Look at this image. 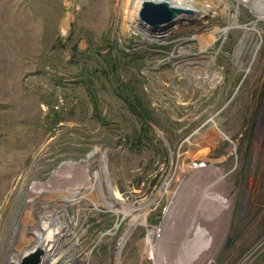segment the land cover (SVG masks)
<instances>
[{
    "label": "rangeland",
    "instance_id": "obj_1",
    "mask_svg": "<svg viewBox=\"0 0 264 264\" xmlns=\"http://www.w3.org/2000/svg\"><path fill=\"white\" fill-rule=\"evenodd\" d=\"M136 1L0 0V264H264V0Z\"/></svg>",
    "mask_w": 264,
    "mask_h": 264
},
{
    "label": "bare ground",
    "instance_id": "obj_2",
    "mask_svg": "<svg viewBox=\"0 0 264 264\" xmlns=\"http://www.w3.org/2000/svg\"><path fill=\"white\" fill-rule=\"evenodd\" d=\"M147 1L148 2H154V3L166 2L170 6H173L175 8L189 10V11L192 12V15H190V16H196V14L197 15L199 14V12H198V10H197V8H196L193 0H137L136 1V9H135V12L138 13L139 7L141 6L142 2H147ZM240 2L242 4H244V5H247L248 4L247 0H241ZM248 6H249V9H250L251 13L254 16H256L257 19L264 21V7H263L264 5H263V3L261 1L259 3H249ZM180 18H181V16L179 18H177V20L180 19ZM231 26L232 25H229L227 28H224L222 30V32H226L228 30V28L231 27ZM201 174L202 175L203 174H206L209 177H212V178L216 177L217 178V179H215V182L212 183V187H211L212 189H213V187H215L218 184H220L219 180L222 181V179H223V178H221V176L216 171H211V170L210 171H200V172H197V173H195L194 175L191 176V179H193L192 183H194L192 185H195V186L189 185V186L186 187V185H187V182H186V184L183 187V191L186 189L187 192H190L191 193L194 189L198 190L200 188V185L198 184L199 181H197V180H200L201 179ZM223 183L224 182L222 181V184ZM196 186H198L199 188H196ZM225 195H227V194L225 193ZM27 203H28V201H27ZM181 209L184 210L185 209V206L184 207L182 206ZM195 209H198V210L201 209L200 208V201H198ZM228 211L229 210L223 211V212H224V214H225V212L227 214ZM227 215L225 217H227ZM189 216H191V215H189ZM169 219L170 218L168 217L167 218V222H170ZM217 219H219V218H217ZM170 220H173L174 221V218H171ZM48 224H49V220L47 219V216L44 217V218H42L41 221H40V223H38V227H36L35 231L33 232V234L35 236V243H34L33 247L31 249H29L28 251H26L24 254L20 255V256L13 255L12 256V260H16V262H18L19 259L22 256L28 255L30 252H33L34 250H38V249L41 250L42 252L44 251V253H46L47 255H49L48 258L52 257L53 255H51V254L53 252L55 253V247H56L55 236L60 234V230L58 229V227H56L55 230L53 231L52 230V225H49L48 226ZM165 224H167V223H165ZM49 261H50V263H49ZM49 261L46 262V264H54L52 260H49Z\"/></svg>",
    "mask_w": 264,
    "mask_h": 264
},
{
    "label": "water",
    "instance_id": "obj_3",
    "mask_svg": "<svg viewBox=\"0 0 264 264\" xmlns=\"http://www.w3.org/2000/svg\"><path fill=\"white\" fill-rule=\"evenodd\" d=\"M190 15H192L191 11L175 8L166 2H142L139 10L140 22L152 31L163 30L176 23L178 17ZM42 256L43 252L41 250H34L28 255L22 256L17 264H41Z\"/></svg>",
    "mask_w": 264,
    "mask_h": 264
},
{
    "label": "built area",
    "instance_id": "obj_4",
    "mask_svg": "<svg viewBox=\"0 0 264 264\" xmlns=\"http://www.w3.org/2000/svg\"><path fill=\"white\" fill-rule=\"evenodd\" d=\"M141 7V6H140ZM139 10H140V8H139ZM138 13H139V11H138ZM138 13H137V16H138ZM137 23L139 24V26L140 27H145L144 29L146 30V31H152L150 28H148L147 26H145L142 22H140V19L138 18L137 19ZM58 227V226H57ZM60 230V229H59ZM61 231V230H60ZM61 236L63 237V234H61ZM61 237V238H62ZM60 245V244H59ZM58 251H59V246L56 248V252H55V254L52 256V257H50V258H48V255L46 254V253H44V251H43V256H42V258H41V264H46V262H48L49 260H52L55 264H57V258H56V255L58 254ZM120 251H121V244L119 245V248L116 250V253H115V258H119V254H120ZM44 255H46V257L44 256Z\"/></svg>",
    "mask_w": 264,
    "mask_h": 264
},
{
    "label": "crops",
    "instance_id": "obj_5",
    "mask_svg": "<svg viewBox=\"0 0 264 264\" xmlns=\"http://www.w3.org/2000/svg\"><path fill=\"white\" fill-rule=\"evenodd\" d=\"M246 192H247L246 194L249 195V191H246ZM236 193H237V192H236ZM262 193H263V195H264V190L261 191V195H262ZM250 194H251L252 196H258V195H259L258 191H255V190L250 191Z\"/></svg>",
    "mask_w": 264,
    "mask_h": 264
}]
</instances>
